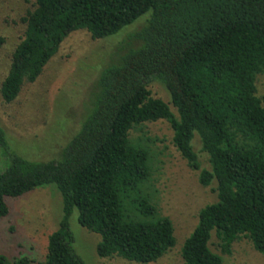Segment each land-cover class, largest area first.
Returning <instances> with one entry per match:
<instances>
[{"label": "trees", "instance_id": "1", "mask_svg": "<svg viewBox=\"0 0 264 264\" xmlns=\"http://www.w3.org/2000/svg\"><path fill=\"white\" fill-rule=\"evenodd\" d=\"M23 18L24 38L12 54L1 85L6 103L15 101L26 83L35 82L73 31L93 39L118 34L143 15L97 78L93 107L58 159L35 161L10 155L0 172V219L10 214L7 197L56 184L63 197V217L49 236L44 264H85L73 248L70 218L101 235V257L120 256L156 262L176 244L170 217L127 218L124 200L138 201L137 190L151 176L149 151L130 138L136 126L167 120L173 141L200 182L217 183L218 200L201 209L186 238L185 264H222L211 248L215 233L222 253L248 237L264 255V0H35ZM0 38V44L3 42ZM169 91L170 104L153 95L151 81ZM199 135L210 168H202L192 144ZM0 126V146H6ZM139 210L153 216L147 198ZM27 256L0 264H32Z\"/></svg>", "mask_w": 264, "mask_h": 264}, {"label": "rangeland", "instance_id": "2", "mask_svg": "<svg viewBox=\"0 0 264 264\" xmlns=\"http://www.w3.org/2000/svg\"><path fill=\"white\" fill-rule=\"evenodd\" d=\"M35 0H0V126L5 131L6 146H0V172L17 154L35 161L58 159L63 148L79 130L96 95L97 78L112 61L119 43L137 29L150 15L147 13L118 34L95 40L85 29L71 32L56 54L45 66L41 76L26 83L18 98L6 103L1 85L7 76L12 54L24 38L27 28L23 18L34 10ZM258 94H264V75L257 81ZM153 95L170 104L167 88L154 80L149 84ZM174 130L167 120L142 123L130 132L133 143L147 148L151 176L135 195L138 201L124 200L129 219L150 220L168 216L175 226L176 244L156 262L141 263L120 256L101 257L97 252L101 235L83 227L78 210L70 218L74 234L73 248L85 264H185L182 248L186 238L199 221L202 208L218 200L216 181L205 187L199 170L192 169L173 141ZM202 168H210L209 156L202 150L199 135L193 142ZM147 198L157 209L146 216L138 208L139 200ZM10 214L0 219V254L11 261L30 257L32 264H44L49 236L59 228L63 217V197L56 184L40 186L18 197H7ZM211 248L221 254L222 264H264V255L252 241L241 236L230 254L222 253L220 240L213 234Z\"/></svg>", "mask_w": 264, "mask_h": 264}]
</instances>
